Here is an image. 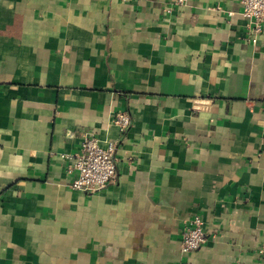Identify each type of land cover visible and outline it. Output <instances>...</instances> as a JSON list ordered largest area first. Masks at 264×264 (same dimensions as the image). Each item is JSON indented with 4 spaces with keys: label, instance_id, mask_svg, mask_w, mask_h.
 <instances>
[{
    "label": "crops",
    "instance_id": "obj_1",
    "mask_svg": "<svg viewBox=\"0 0 264 264\" xmlns=\"http://www.w3.org/2000/svg\"><path fill=\"white\" fill-rule=\"evenodd\" d=\"M85 135L115 146L93 194L61 158ZM263 244L264 30L239 0H0V264H259Z\"/></svg>",
    "mask_w": 264,
    "mask_h": 264
},
{
    "label": "built area",
    "instance_id": "obj_2",
    "mask_svg": "<svg viewBox=\"0 0 264 264\" xmlns=\"http://www.w3.org/2000/svg\"><path fill=\"white\" fill-rule=\"evenodd\" d=\"M171 1L174 7H183L187 0ZM239 4L241 15L248 23L249 40L255 44L264 30V0H239ZM112 124L120 131H124L130 125V119L126 114H117ZM114 154L113 143L102 146L96 137L83 136L78 151L74 155L68 157L61 155L62 159L70 160L69 171L76 173L70 188L93 194L113 183L116 179ZM204 242V223L199 216H195L182 229L180 252H194ZM257 255L259 264H264V244L258 248Z\"/></svg>",
    "mask_w": 264,
    "mask_h": 264
}]
</instances>
